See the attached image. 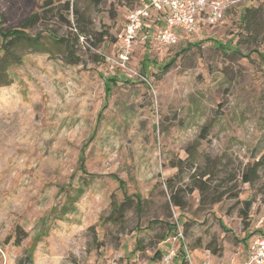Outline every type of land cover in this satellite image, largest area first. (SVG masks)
Segmentation results:
<instances>
[{"label":"rangeland","instance_id":"374dc122","mask_svg":"<svg viewBox=\"0 0 264 264\" xmlns=\"http://www.w3.org/2000/svg\"><path fill=\"white\" fill-rule=\"evenodd\" d=\"M145 1L0 0V32L44 35L0 81V264H157L176 226L199 264L262 236L264 0L126 48Z\"/></svg>","mask_w":264,"mask_h":264},{"label":"built area","instance_id":"2783aa9c","mask_svg":"<svg viewBox=\"0 0 264 264\" xmlns=\"http://www.w3.org/2000/svg\"><path fill=\"white\" fill-rule=\"evenodd\" d=\"M253 0H147L128 12L124 30V44L130 48L144 30L141 42L152 40L156 45L167 48L175 45L182 35L192 36L201 28L216 26L224 20L226 12L239 3ZM120 62L126 55L119 56ZM169 247L157 264H192V255L187 247L183 232L178 226L168 239ZM181 251V252H180ZM201 264H211L205 260ZM242 264H264V236L256 238L247 259Z\"/></svg>","mask_w":264,"mask_h":264},{"label":"trees","instance_id":"16d2710c","mask_svg":"<svg viewBox=\"0 0 264 264\" xmlns=\"http://www.w3.org/2000/svg\"><path fill=\"white\" fill-rule=\"evenodd\" d=\"M36 20H37V15H34L30 18L25 19L23 24L19 27V29L13 30L11 33L10 32H7V33L0 32V38H1L0 56L3 55L2 57H4V58L0 59V64H1L0 65V81L2 83H3L4 79L7 77L5 70L9 65L8 61L6 60L5 55H8L9 52H11L10 48H11L12 44L24 41V42L28 43L29 45L35 47L37 45L39 39L44 36L42 33H39L37 36L32 37L26 33L25 30L27 29V27L34 24L36 22ZM9 56L16 61L20 60L19 57L15 56L12 53H10ZM144 77H146V75H144ZM84 152H85V148L83 150V153ZM256 172H257V164L254 167H252L248 171V173L246 172L243 175V182L244 183L253 182L255 177H256ZM171 199L174 202V205L176 207L182 206L181 199L178 196L173 194L171 196ZM136 206L138 209L139 204L136 203ZM250 208H251L250 202L244 201L243 202V215L244 216L242 217V222H244L245 219L247 218V214H248V211ZM116 212H117V210H116ZM117 213H118V217H122V213H120V212H117ZM183 225L185 226L186 223H184ZM169 237H170V235H169ZM207 249L210 250L213 255H219L220 254L219 253L220 251L215 247H214V249H211V248H207ZM162 255H163L162 251H160V250L156 251L155 260L158 261L162 257ZM182 264H185L184 261L182 262Z\"/></svg>","mask_w":264,"mask_h":264},{"label":"crops","instance_id":"0c3cea01","mask_svg":"<svg viewBox=\"0 0 264 264\" xmlns=\"http://www.w3.org/2000/svg\"><path fill=\"white\" fill-rule=\"evenodd\" d=\"M261 228H262V226H261ZM262 233H263L262 236H264V229H263ZM262 236H258V237H262ZM258 237H255V239ZM254 240L251 241V243L247 246L245 251H243V248H238L237 254H232V255L229 254L226 256V254L224 253L221 257H217V256L210 255V253L206 251L204 254L198 253V255H196V256H198L199 258H200V256H204L205 257L204 260L209 261L211 264H242L247 259L250 248H251ZM211 257H213V259H212L213 262L210 261ZM180 263H181V259H179V258H177L174 262V264H180ZM199 264H201V263H199Z\"/></svg>","mask_w":264,"mask_h":264}]
</instances>
